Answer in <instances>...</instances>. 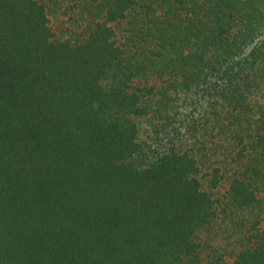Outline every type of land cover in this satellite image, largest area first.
I'll return each mask as SVG.
<instances>
[{
    "label": "trees",
    "instance_id": "16d2710c",
    "mask_svg": "<svg viewBox=\"0 0 264 264\" xmlns=\"http://www.w3.org/2000/svg\"><path fill=\"white\" fill-rule=\"evenodd\" d=\"M0 264H264V0H0Z\"/></svg>",
    "mask_w": 264,
    "mask_h": 264
},
{
    "label": "rangeland",
    "instance_id": "374dc122",
    "mask_svg": "<svg viewBox=\"0 0 264 264\" xmlns=\"http://www.w3.org/2000/svg\"><path fill=\"white\" fill-rule=\"evenodd\" d=\"M139 128V138L143 140L147 139L150 133L149 126L145 122L141 121L139 123Z\"/></svg>",
    "mask_w": 264,
    "mask_h": 264
}]
</instances>
